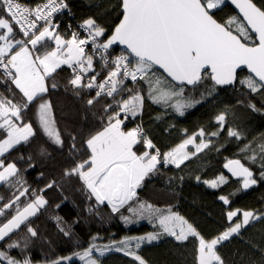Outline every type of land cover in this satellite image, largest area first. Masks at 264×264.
I'll use <instances>...</instances> for the list:
<instances>
[{
	"label": "snow or ice",
	"instance_id": "snow-or-ice-1",
	"mask_svg": "<svg viewBox=\"0 0 264 264\" xmlns=\"http://www.w3.org/2000/svg\"><path fill=\"white\" fill-rule=\"evenodd\" d=\"M230 3L238 11L218 19L226 0H90L87 7L97 11L62 31L59 17L75 19L69 0L32 5L0 0V187L11 191L7 201L0 196V264H103L101 258L112 252L129 258V264H151L142 246L165 236L180 244L192 238V264H230L220 249L264 224V210H228L223 230L206 234L171 204L159 207L140 194L162 168L183 171L206 150L219 152L224 145L217 147L213 138L225 132V143L239 142V158L226 159L223 167L240 186L218 199L230 207L231 196L264 181V133L248 139L236 123L239 108L264 115V0ZM112 13L114 26L105 22ZM62 72L63 83L56 79ZM61 88L79 105L72 121L63 119L52 99ZM228 88L240 97L212 117L208 127L214 125V131L201 126L187 135L185 130L186 138L167 150L154 142L143 119L146 105L159 109L151 121L163 122L215 101ZM129 122L134 126L127 128ZM37 138L40 158L51 159L49 149L64 156L59 181L42 188H32L24 177L37 166L31 153L17 158L24 169L6 159ZM43 177L38 173L37 179ZM65 179L79 183L85 206L76 205L80 211L70 221L48 218L53 239L34 224L49 204L45 192L60 189ZM176 180L182 183L184 176L165 183L174 190ZM195 180L217 189L229 177ZM117 217L125 226L147 220L153 230L119 240L110 234L107 243L97 242L103 239L99 233L89 234L83 246L76 230L82 219L106 223ZM38 241L47 248L40 256ZM63 243L71 244L70 254H60ZM245 243L250 252L238 251L240 259L231 264H264V233L260 241Z\"/></svg>",
	"mask_w": 264,
	"mask_h": 264
},
{
	"label": "trees",
	"instance_id": "trees-1",
	"mask_svg": "<svg viewBox=\"0 0 264 264\" xmlns=\"http://www.w3.org/2000/svg\"><path fill=\"white\" fill-rule=\"evenodd\" d=\"M36 1V0H32ZM73 4V12L75 13V19H71L67 15L63 16V23H78L82 18L91 15L96 12L95 8L89 9L87 3L90 0H69ZM112 4L116 3V0H111ZM235 14L232 8L226 3V6H222V11H217L216 16L218 19H226L228 16ZM116 13H112L110 17L106 18V23L110 26H114V23L118 22L115 19ZM62 30V29H61ZM63 31V30H62ZM119 49H116L118 52ZM99 70V68H98ZM66 72H62L56 77L61 83L64 82ZM129 86H131L129 84ZM2 90V89H0ZM240 97L238 90L228 88L220 91L215 101L211 103H205L203 106H197L195 109L190 110L184 117L175 115H168L163 122L151 121V117L155 116L158 107L155 105H146L144 111V123L145 126L151 130L154 142L161 147L162 150H167L169 147L175 146L180 143L187 135H192L203 126L208 132L214 131L215 126L208 127L212 117L221 110L225 104H235L237 98ZM56 104L58 113L63 110V119L72 121L76 118V108L79 105L74 106L73 99L70 95H66L63 92V88L53 95L52 97ZM103 101L97 107H102ZM238 119L236 123L240 124L242 130L248 135V139L253 136H258L264 133V115L259 113H252L244 108H239L237 111ZM231 120L232 118L229 117ZM137 120L135 123H139ZM169 125H174L168 131H164ZM63 126V120L61 121ZM134 126L133 122L127 124V128ZM127 130V129H126ZM186 130V134H185ZM227 133L223 136L213 138L217 147L221 144L224 147L220 148V151L215 150L205 151V153L199 154V158H194L191 162H186L188 167L183 171L175 169L173 166H169L165 170L163 176H157L153 178L140 193L141 197L155 203L159 207H166L169 204L174 206L180 214L184 215L187 219L194 222L203 233H217L222 231L226 220V211L228 210H264V181L259 182L248 190H243L235 196L230 197V207L223 204L218 199L220 195H228L240 186L239 180H233L224 172V163L226 159L239 158L236 153L238 151V143L234 139L231 142L225 143ZM42 141L37 138L32 141L31 147H22L18 150H12L10 154H6L8 161L17 160V158L23 154L25 157L31 153L36 163L35 169H28L24 172V177L28 184L32 188H42L44 185L52 180L59 181L62 164L64 162V156L56 151L52 152V158L44 160L40 158L37 153ZM18 162V166L21 169L27 167L23 162ZM244 162V161H242ZM43 172L44 177L37 179L38 173ZM220 174H224L229 177V182L226 185H221L217 189L209 188L202 182L198 183L195 180V176H201L202 180L215 179ZM184 176V180L181 183L179 180L174 181V190L170 188L165 181L170 176ZM80 185L74 179H65L61 188H53L45 192V198L49 201L46 209L42 210L39 219L35 220V225H39L41 232L55 239L53 230V223L48 219L53 215L64 216L67 220H71L80 211L76 205L81 207L85 206V197L82 192L78 191ZM0 196H3L5 201L11 196V191L7 187H0ZM67 197V199H64ZM63 201V203H61ZM56 204H61L60 208H56ZM106 213L107 208H103ZM81 216L85 214L80 213ZM77 232L80 236L83 246L87 245L89 234L99 233L102 240L98 243H107L110 239V234H114L117 240L123 236H138L143 235L149 231H152V225L147 220H141L136 223L125 226L118 217L108 220L106 223H101L98 220L89 218L88 222L84 219L81 220L80 225L77 227ZM264 233V224L256 223L255 227H249L248 231L243 232L242 238H234L231 242H225L224 246L220 249L222 254L229 260L230 264L233 260H239L240 257L236 256L239 251L250 252L247 248L245 241L255 240L260 241L261 234ZM193 247L194 243L192 238L189 241L180 244L171 237H163L159 241H154L151 244L145 243L142 246V255L151 262V264H192L193 259ZM70 243H63L59 245L60 254L68 255L72 251ZM42 251H47L46 246L41 248V244L37 242V256L41 255ZM103 264H129V258L124 257L121 253H108L105 257L101 258ZM73 264H81L79 260H74Z\"/></svg>",
	"mask_w": 264,
	"mask_h": 264
},
{
	"label": "built area",
	"instance_id": "built-area-1",
	"mask_svg": "<svg viewBox=\"0 0 264 264\" xmlns=\"http://www.w3.org/2000/svg\"><path fill=\"white\" fill-rule=\"evenodd\" d=\"M21 2L22 3H27L28 5H32L36 1H32V0H21ZM59 19L61 20V29L63 30L64 29V26L67 25L69 22L67 24H64L63 23V16L62 17H59ZM71 24L73 25V27H75L77 23H71ZM165 170H166V168H162L161 169V175H159V176H163L165 174Z\"/></svg>",
	"mask_w": 264,
	"mask_h": 264
},
{
	"label": "water",
	"instance_id": "water-1",
	"mask_svg": "<svg viewBox=\"0 0 264 264\" xmlns=\"http://www.w3.org/2000/svg\"><path fill=\"white\" fill-rule=\"evenodd\" d=\"M226 3L232 8V10L236 13L238 10L235 9L234 5H231L230 0H226ZM122 47V46H120ZM120 47H117L120 50ZM224 172L226 175H228L233 180H239V178L231 177V174L227 172L226 169H224Z\"/></svg>",
	"mask_w": 264,
	"mask_h": 264
},
{
	"label": "rangeland",
	"instance_id": "rangeland-1",
	"mask_svg": "<svg viewBox=\"0 0 264 264\" xmlns=\"http://www.w3.org/2000/svg\"><path fill=\"white\" fill-rule=\"evenodd\" d=\"M190 147V149H191V146H189Z\"/></svg>",
	"mask_w": 264,
	"mask_h": 264
}]
</instances>
